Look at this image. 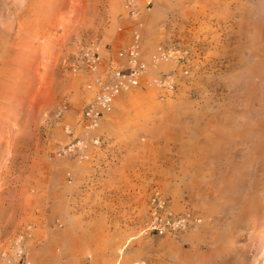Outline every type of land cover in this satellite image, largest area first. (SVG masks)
<instances>
[{"label": "rangeland", "instance_id": "obj_1", "mask_svg": "<svg viewBox=\"0 0 264 264\" xmlns=\"http://www.w3.org/2000/svg\"><path fill=\"white\" fill-rule=\"evenodd\" d=\"M263 235L264 0H0V264H264Z\"/></svg>", "mask_w": 264, "mask_h": 264}, {"label": "built area", "instance_id": "obj_2", "mask_svg": "<svg viewBox=\"0 0 264 264\" xmlns=\"http://www.w3.org/2000/svg\"><path fill=\"white\" fill-rule=\"evenodd\" d=\"M120 57L127 56L128 68L116 69L112 73L110 83L102 86L95 100L87 106L86 115L93 121H96L105 111L111 108L114 98L124 89L138 87L141 83L142 75L146 69L145 64L139 60V53L136 46H132L126 52H120ZM159 204L161 201L159 199ZM185 226L184 220L173 221L168 218L154 216L150 223L149 229L158 231L160 234L165 229H178Z\"/></svg>", "mask_w": 264, "mask_h": 264}, {"label": "bare ground", "instance_id": "obj_3", "mask_svg": "<svg viewBox=\"0 0 264 264\" xmlns=\"http://www.w3.org/2000/svg\"><path fill=\"white\" fill-rule=\"evenodd\" d=\"M2 56V55H1ZM131 88H134V87H131ZM128 89H130V88H128ZM128 89H124V90H128ZM122 92V91H121ZM118 96V95H117ZM116 96V97H117ZM116 97L114 98V100H113V102H112V105H111V108L109 109V110H107V111H105L104 112V114L106 113V112H108V111H110L111 109H112V106H113V103H114V101H115V99H116ZM90 105V103L89 104H87V106H89ZM97 126V125H96ZM95 127V126H94ZM95 143H97V142H95ZM85 148H87V146H86V143H84V142H78L76 145H73L72 147H70L69 148V151H72V150H75V149H78L80 152H82L83 151V149H85ZM68 152V151H67ZM199 225H197L196 227H198ZM195 233V232H194ZM264 236V235H263ZM263 239V238H262ZM87 257V256H86ZM56 258V257H55ZM57 260V259H56ZM127 261V260H126ZM93 262V261H92ZM93 264V263H92Z\"/></svg>", "mask_w": 264, "mask_h": 264}]
</instances>
